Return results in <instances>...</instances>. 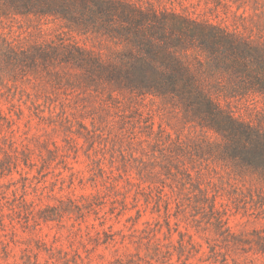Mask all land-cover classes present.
I'll list each match as a JSON object with an SVG mask.
<instances>
[{
  "label": "rangeland",
  "instance_id": "1",
  "mask_svg": "<svg viewBox=\"0 0 264 264\" xmlns=\"http://www.w3.org/2000/svg\"><path fill=\"white\" fill-rule=\"evenodd\" d=\"M86 4L95 14H0V264H264V176L222 155L194 98L255 126L262 102L230 98L226 74L179 34L208 26L259 51L264 0ZM139 14L172 28L139 37L165 57L134 41L156 25ZM168 53L194 88L127 83L134 56L166 68ZM51 208L54 221L38 218Z\"/></svg>",
  "mask_w": 264,
  "mask_h": 264
},
{
  "label": "trees",
  "instance_id": "2",
  "mask_svg": "<svg viewBox=\"0 0 264 264\" xmlns=\"http://www.w3.org/2000/svg\"><path fill=\"white\" fill-rule=\"evenodd\" d=\"M76 5L84 6V8L87 6L86 10L90 14H95L86 4V0H0V14L15 16H28L38 13L42 15H64ZM97 8L100 12L103 10L102 7ZM112 9L116 10L117 6L113 5ZM128 12L130 15L134 14L132 9ZM139 15L142 20L151 21L156 25L147 27L148 31L136 28L138 38L134 41L137 44H142L147 57L152 61L165 57L158 55L160 50L157 49V46H153L151 41L139 37L147 39V32L150 35L158 34L162 36L166 29L172 31V28H169V24L156 16ZM131 22L132 25L138 26L137 21L131 20ZM179 34L181 38L193 37L197 39L199 50L208 52L210 55L209 70L216 67L217 70L219 69L226 74V91L230 93V98L239 97L241 99L252 95L262 102L261 117L257 120L259 124L255 126L242 118L235 117L230 111L222 110L219 103L205 96L203 98L201 94H198L199 102L197 98H194L196 115H199L200 106H203V111L206 113L203 120L206 121L211 130L224 140L223 147L220 148L222 155H225L238 167L242 166L249 171L264 176V49L254 52L253 48H250L237 37L203 25L191 28L186 23V26L184 25L179 29ZM3 53L4 60L6 59L11 63L15 61V54L11 48H6ZM161 54L165 55V52H161ZM167 56L166 68L153 66L142 55L134 56L133 63L123 65L125 74L128 77L127 83L144 93L160 92V84L165 82L169 85V89L178 95L179 93L181 95L183 89H187V87L192 86L191 89L194 88L193 79L190 78L178 58L173 54L169 56V53L166 54ZM116 72L122 76L121 67L116 68ZM56 210L51 208V215L44 214L47 212L41 211L38 218L43 222L54 221L57 218Z\"/></svg>",
  "mask_w": 264,
  "mask_h": 264
}]
</instances>
